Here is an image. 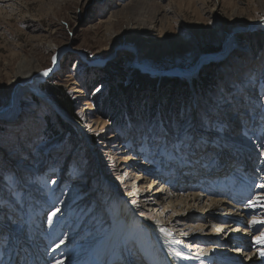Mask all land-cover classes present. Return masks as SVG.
<instances>
[{"label":"rangeland","instance_id":"obj_1","mask_svg":"<svg viewBox=\"0 0 264 264\" xmlns=\"http://www.w3.org/2000/svg\"><path fill=\"white\" fill-rule=\"evenodd\" d=\"M262 18L264 0H0V107L8 104L18 82L17 65L24 61L26 67L36 64L38 75L50 74L40 84L42 93L61 87L74 110L71 115L60 108L64 117L48 95L47 101L25 92L11 119L0 120V252L7 247L6 235L13 231L17 237L19 226L31 216L32 229L41 232L36 240L44 241V263L58 257L50 251L56 245L64 246L61 254L67 264L83 262L80 249L91 248L113 228L108 202L98 191L99 164L106 181L138 205L142 219L165 220L158 202L161 207L168 204L159 198L176 182L169 178L172 173L163 177L159 171L172 143L183 139L189 126L197 134H210L209 144H223L234 157L228 173L251 167L263 180L256 182L255 189L264 185V113L258 108L250 111L255 105L245 103L241 92L250 78H255L257 87L264 82V30L249 29L252 21ZM228 40L232 48L224 51ZM134 58L157 75L135 67ZM176 68L189 70L190 78L176 73ZM157 108L170 121L165 127H172L177 136L162 134L160 118L154 116ZM129 111L131 117H121ZM203 113L212 114L211 129L201 126ZM71 121L84 128L90 147ZM213 146L215 151L218 146ZM241 147L253 155H246ZM186 182L185 192L189 186L197 193L211 189L206 180ZM256 195L264 192L253 193L241 204L247 207L244 213L250 211ZM207 199L213 198L204 197V203ZM219 199L229 202L215 198ZM182 212L179 218L187 219ZM201 212L195 210L199 216L185 223L204 224L200 218L206 219L208 213ZM250 213L237 221L244 224L257 218V213ZM9 214L13 223L7 221ZM258 214L264 217V210ZM256 227L250 236L239 231L234 240L229 237L234 228L209 225L202 234L210 233L205 238L212 240L204 247L188 235H176V244L192 255L199 247L221 249L231 260L246 264L247 254L259 249L254 242L264 240V225ZM137 235L146 237L143 245L117 243L115 264H149L140 247L151 248V229L143 226ZM233 241H241L243 248Z\"/></svg>","mask_w":264,"mask_h":264},{"label":"bare ground","instance_id":"obj_2","mask_svg":"<svg viewBox=\"0 0 264 264\" xmlns=\"http://www.w3.org/2000/svg\"><path fill=\"white\" fill-rule=\"evenodd\" d=\"M249 29L264 30V18L260 20L256 19L255 21H252L250 23ZM232 45H233V42L231 40L226 41L224 45V51H228L230 48H232ZM205 60L206 58L202 59V61H205ZM202 61H200V63ZM138 66H142L143 69L148 67V66L142 65V63H139ZM39 70L40 69L38 68L36 64L26 67V64L24 61L19 62L16 68L17 72L15 76L16 81L18 82L15 85V90L12 93L11 104L7 106L6 110L4 111L0 110V120L11 119L12 115L17 111L15 110V108H17L19 97L25 92H31L34 95L40 96L41 98L44 97L45 100L47 99V101L49 100L48 99L49 97L45 93H42L40 90V84L44 81L45 76L38 75L37 71ZM176 73L182 74L184 76L188 74L186 76H189L188 78H190L191 72L189 70L186 72L185 71L182 72L178 70ZM44 95H46V97ZM60 108L61 107L57 109L60 111V114L65 117V113L62 112ZM71 123L77 129V131H79V133L82 135L83 143L85 144V146H88L89 137L86 131L84 130V128L80 124H78L76 121H71ZM256 127H257V122H256ZM258 130L259 129H257V131ZM248 134L246 135L248 136ZM212 146L213 145L209 144L207 149H203V148L194 149L191 154H189L188 151H186V153H183V155H187V157L189 156L191 160L187 159L188 162L186 164L180 165L181 167L180 169H177L176 167L172 169L174 174H171L169 178L171 179V181L176 182V185L174 184L170 186L173 191L171 189L169 191H166V189H164L165 190L164 195L159 198V199H162V201L167 203L168 205H166L165 207H161L162 206L161 203L158 202V204L160 205L159 209H161L159 214H161L162 212L163 214L161 218L164 217L165 220H162L160 218L159 220L142 219L141 216L138 214V211H139L137 209L139 208L137 207L138 205H136V203L130 202V200L127 199V195L125 196L119 191H117L116 187L113 185L112 182L106 181L104 177L105 174L103 173L101 164H99V166L97 165V169H98L97 174L99 176L98 177V181H99L98 191L102 192L103 194L102 198L108 202V205H107L108 215L110 218L111 226H113V228L111 232H109L106 236L101 238L91 248H81L80 249L82 253L84 252L85 259L83 262L81 261V263L79 264H107V262H110V261H111L110 263L112 264L115 260H117V258H113L114 256L117 257L114 251V248L117 246V243L122 242L121 244L126 245V247H128L129 244L134 243V242H138L140 245L144 244V243L142 244V241L145 240L146 237L142 239V237L140 238L137 235V230H139L140 228H143V226L149 227L152 233V236H151L152 239L150 241L151 248L145 249L146 247L145 248L140 247V253L143 255V257H145L148 260L149 264H194L200 260L203 261L204 264H209L211 263L212 260H214L215 264H239L238 261L231 260L229 256H226L224 255L223 252H221L220 248L222 247L223 244H219L220 250L218 251L213 250V247L203 248L205 246L204 244L212 239L205 238L210 233L209 234H205L206 232L204 234L202 233L205 231V226L209 227V225H211V226L217 227L219 230L225 229V228L226 229L234 228L232 229V231H230L231 234L229 236L231 238L233 237L234 240L237 239L236 236L241 230H243L244 233H248L247 236H250L251 233L249 232H251L253 227H256V226L260 227L261 225H264V220L260 219L264 217L258 214L264 210V195H260V196L256 195L255 197H253L252 199H254V203L251 204L250 211L248 213H244L243 210H245L247 207H241V204L238 201H232V203L230 201V202H227L226 204V201L222 200L223 198L219 200H215V198L218 199L221 196L215 195L214 192H210V191L211 189L219 191L221 189L220 187L237 189L239 188L237 185H233V186L231 185L232 184L231 181L233 180V178L241 179V178L247 177L250 174H251L250 177L256 178L258 183L260 184H262L263 180L261 177V173L251 169V167L247 168L245 171H243L241 174H239L236 177L234 176L233 173H228L229 168H231V164H233L232 160L234 157L232 158L231 155L228 152H226L224 148H222L223 144L215 148V151H212V149L210 148ZM213 147H216V146H213ZM242 152H244L248 156L253 155L250 149L248 148L246 149L242 148ZM92 155L95 156V153L92 152ZM224 155L228 158V160L225 158ZM235 155L237 156L236 158H239L240 156V154L239 155L235 154ZM205 156L206 158L209 159L208 161L206 160ZM96 157L95 159H97ZM166 157H168L169 159L172 157V154L170 153V155L169 156L167 155ZM197 159H200V160L198 161ZM245 161L247 162V160ZM203 163H206V164L209 163L210 165H208V168L205 169L202 166ZM219 163L222 164L221 168L218 167L220 165ZM237 164L238 163H234V165H237ZM244 166L245 165H243L242 167L243 169H245ZM209 168H210V171H208ZM165 169L171 170V167H165ZM203 171H206L208 176H213L215 173L217 174L216 176H213V178L216 177V180L213 178L208 179V186L211 187L210 191L200 190V192L197 193L198 191L196 190L193 192V191H190L192 186L188 185L190 187L189 191L185 192L186 189H188L186 181H192L193 178H197L198 175H201V172ZM183 178L186 179V181ZM258 185L259 184H257L256 189H255V186H252L250 188V193H249L250 197L253 193L255 194L257 192H260L261 194L264 192V187H261ZM245 189H248V187L245 188L244 186L243 189L242 187L240 188V190H245ZM160 190H161L160 192L163 191V186L160 187ZM203 193L205 194V196ZM211 196L213 199H207L204 203L203 198L204 197L209 198ZM167 207H170V209H168ZM180 210H183L182 214L185 213L187 215L188 220L184 218H179L177 214H179ZM195 210L196 211L203 210V212L200 213L201 215L204 213L206 214L208 213V216L206 217V219L202 217L200 218V222H204V224L195 223L194 226L187 225L185 223L186 221L188 222H190L191 220L193 221L195 216H199V215H196ZM250 212L253 213V215L254 213H257V218L256 219L253 218L254 220L252 219L251 222H244V224H242L243 222L237 221L238 216L240 215L246 216V215H249ZM166 214H171V215L167 218L165 217ZM29 218L31 219V216H29ZM161 221L168 224L171 228H167L166 226L161 224L160 223ZM253 221H256V223H253ZM33 224L34 222H32V225ZM29 228H32V226H29ZM29 228L28 230H31ZM163 229H166V230L168 229V231H165ZM18 230L20 231V226ZM10 232L13 233V231H10ZM234 232L235 233L237 232L236 235L233 234ZM0 235L2 234L0 233ZM176 235H179V236L188 235L190 237V241L193 238V241L195 242V244L199 243L197 241H200L199 246L204 245L203 247H201L202 249H204V251H201L202 249L199 250L200 248L199 247L198 250H196L195 255L190 254L188 251L184 250L178 244H176L177 243ZM54 238L50 239L51 246H53ZM30 243L32 245L31 240H30ZM233 243L235 244L236 241H233ZM254 243H257V241H255ZM6 244L8 246V241L6 242ZM33 245H36V246L38 245L39 247L40 243H37L35 241L33 242ZM256 246H259V249L257 250L254 249L255 250L254 252L252 251L251 253L247 254L248 262L246 264H264V257L260 256V253L264 252V240L261 243H258V245ZM63 247L64 246L57 247V245L53 246V248L51 247L52 249L50 251L51 252L54 251L56 256L58 254V257L52 258V260H50V264H67L66 263L67 260H65V258L62 256L64 252L61 254V249ZM6 252H7V247L5 249L3 248L2 251L0 252V260L6 259V257L4 258V255L6 254ZM69 253L71 252L69 251ZM72 253H74L73 250H72ZM32 255L35 258V255L34 254ZM127 256H129V253H127ZM131 258L135 260V257H131ZM41 260H42L41 263H44V261H47V259H43V258H41ZM75 261H78V260L75 259ZM44 264H49V263H44Z\"/></svg>","mask_w":264,"mask_h":264},{"label":"snow or ice","instance_id":"obj_3","mask_svg":"<svg viewBox=\"0 0 264 264\" xmlns=\"http://www.w3.org/2000/svg\"><path fill=\"white\" fill-rule=\"evenodd\" d=\"M53 60H55V58H53ZM44 75H48V72H45ZM241 92L245 103L255 105V107L250 109V111L254 113L256 108H258L262 113H264V82H262L260 86L257 87L255 78H250L248 85L245 88H242ZM261 119H264V116H262ZM199 120L202 127L211 129L214 126L213 117L210 113L201 114ZM209 143L210 134H205L203 132L197 134L192 130L191 126H189L185 131L184 138L178 139V142L173 144L172 148L174 151L180 152L187 150L188 153L191 154L194 149H207ZM261 187H264V185H261ZM58 211L59 209H57V212ZM52 215L54 216L56 213L54 212ZM253 223H256V221H253ZM261 242L262 241L259 240L257 241V243ZM260 256L264 257V252H261Z\"/></svg>","mask_w":264,"mask_h":264},{"label":"trees","instance_id":"obj_4","mask_svg":"<svg viewBox=\"0 0 264 264\" xmlns=\"http://www.w3.org/2000/svg\"><path fill=\"white\" fill-rule=\"evenodd\" d=\"M103 72H106V69H104V71ZM137 82H139V81H137ZM62 89H61V87H59V86H53L52 88H49V89H46V93H47V95L53 100V101H55L58 105H59V107H61L63 110H65L67 113H69V114H71V115H73V108H72V105H71V103L69 102V97L68 96H66L62 91H61ZM60 91V92H59ZM61 100H66V101H68V102H66V101H61ZM65 102V103H64ZM168 104H170V103H168ZM105 106V105H104ZM117 112L119 111L118 109L116 110ZM161 112L159 111V108H157V109H155V111H154V116H159V118L160 119H157L158 120V125H161V128H160V130H161V132H162V134H163V131H162V129L164 130H166L169 134H170V136H171V138L172 137H175V136H177L178 134L177 133H175V132H173L172 131V127H165V123L166 122H169L170 123V121H165L164 120V118H163V114L161 115L160 114ZM130 115V117L132 116L131 115V111H129L128 113H123L122 115H121V117H124V116H129ZM175 117V116H174ZM178 119V117H175L174 118V120H177ZM169 120H171V117H169ZM124 120H121V122H123ZM167 124V123H166ZM70 129V128H69ZM71 130V129H70ZM179 133V132H178ZM180 134V133H179Z\"/></svg>","mask_w":264,"mask_h":264},{"label":"water","instance_id":"obj_5","mask_svg":"<svg viewBox=\"0 0 264 264\" xmlns=\"http://www.w3.org/2000/svg\"><path fill=\"white\" fill-rule=\"evenodd\" d=\"M237 32H238V31H237ZM237 32H236V33H237ZM233 33H235V32H232L231 34H233ZM130 48H131V50L134 51L135 54H136V49L133 48V47H130ZM215 50H217V49H215ZM137 63H139L138 59H137V58H134V60H133V64H134L135 67L139 68L141 71H144V70H145V71H148L149 74H150L151 76H155V75H157V73L154 72V70H153L151 67L148 66V67L142 69L141 67H138V66H137ZM175 70L188 71V70H184V69H181V68H176ZM49 75H50L49 73H48V75H44V76H45L44 78H45V79L48 78ZM12 93H13V92H12ZM12 93H11V95H10V100H9L8 104H7L5 107H0V110H2V111L6 110L7 106L11 104ZM36 96H38V95H36ZM38 97L41 98L40 96H38ZM41 99H42V98H41Z\"/></svg>","mask_w":264,"mask_h":264}]
</instances>
